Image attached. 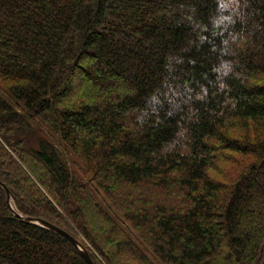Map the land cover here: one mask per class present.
<instances>
[{
	"label": "trees",
	"instance_id": "16d2710c",
	"mask_svg": "<svg viewBox=\"0 0 264 264\" xmlns=\"http://www.w3.org/2000/svg\"><path fill=\"white\" fill-rule=\"evenodd\" d=\"M0 83L18 213L95 264H158L127 224L163 264H264V0H0ZM0 264L88 262L0 187Z\"/></svg>",
	"mask_w": 264,
	"mask_h": 264
},
{
	"label": "rangeland",
	"instance_id": "374dc122",
	"mask_svg": "<svg viewBox=\"0 0 264 264\" xmlns=\"http://www.w3.org/2000/svg\"><path fill=\"white\" fill-rule=\"evenodd\" d=\"M77 85L78 84L76 83L75 89H78ZM0 95L2 97H4L10 104H12V106H14L15 108H17L19 110L18 101L6 90V88L1 83H0ZM40 128L43 131L44 136L46 138H48L55 145V147L64 155L65 159H67V161L69 162V165L71 168L78 169L81 165L84 164L80 159H78V157L76 158L74 155H72L70 153L71 151H69V148H68V145L66 144V142H64V140L58 134L53 133L50 130V127L48 125L47 126L41 125ZM74 159H77V167L74 164ZM91 185H92L93 189L96 188L95 190H98V192H99V189L97 188L95 183L91 182ZM98 192L97 193L93 192V193L97 196L99 201L101 199V201H102L101 204L107 210V212L110 213V215L115 219V221L123 220L122 214H121L120 210L117 208V206L114 205L104 194H102L101 192H99V193ZM48 196H50V195L48 194ZM69 225L71 227H73L72 230L78 235L79 239L85 244V246L90 248V250H92L93 253L100 258V252L93 248L90 241L88 240V238H86V236L82 233V231L75 229L76 226H74L72 224V222H69ZM65 227L68 228L69 226H67V224H66ZM124 232L128 235L131 234V236L137 241V243H139L141 245V248L144 251H146L147 255L150 257V259L152 261H154L158 264H163V263L159 262V260L155 256V254L152 252L151 248L140 238V236L137 234L136 230H134L129 224L124 226ZM102 247H104L103 244H102ZM101 260H103V258ZM104 263L110 264L107 261H104Z\"/></svg>",
	"mask_w": 264,
	"mask_h": 264
},
{
	"label": "water",
	"instance_id": "95a60500",
	"mask_svg": "<svg viewBox=\"0 0 264 264\" xmlns=\"http://www.w3.org/2000/svg\"><path fill=\"white\" fill-rule=\"evenodd\" d=\"M0 187H2L6 193H7V201H8V205L9 207L12 209V211L14 212V214L21 218L23 221L25 222H29V223H32V224H35V225H39L45 229H48V230H51L63 237H65L66 239H68L70 242H72V244L78 248L82 254V256L86 259V261L88 262V264H95L93 259L91 258L88 250L83 246V244L78 241L77 239H75L72 235H70L66 230L58 227L57 225L51 223V222H48L46 220H43V219H38V218H27V217H24L23 215H21L20 213H18L15 208H14V205L12 203V201L14 200L13 199V195H12V192L11 190L0 180Z\"/></svg>",
	"mask_w": 264,
	"mask_h": 264
}]
</instances>
